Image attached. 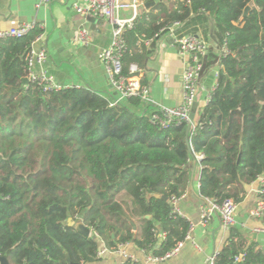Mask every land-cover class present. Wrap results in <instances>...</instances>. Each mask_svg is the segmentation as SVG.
I'll list each match as a JSON object with an SVG mask.
<instances>
[{
    "label": "trees",
    "instance_id": "1",
    "mask_svg": "<svg viewBox=\"0 0 264 264\" xmlns=\"http://www.w3.org/2000/svg\"><path fill=\"white\" fill-rule=\"evenodd\" d=\"M150 9L124 31V74L143 70L176 22V36L213 37L229 50L205 60L204 70L222 67L196 128L152 123L132 109H152L141 98L112 105L88 88L42 92L24 81L41 29L0 40V257L10 264H88L101 243L164 256L191 227L171 199L188 190L192 158L202 156L199 195L218 202H242L264 172V0H160ZM216 264H264V250L232 229Z\"/></svg>",
    "mask_w": 264,
    "mask_h": 264
},
{
    "label": "crops",
    "instance_id": "2",
    "mask_svg": "<svg viewBox=\"0 0 264 264\" xmlns=\"http://www.w3.org/2000/svg\"><path fill=\"white\" fill-rule=\"evenodd\" d=\"M160 1V0H159ZM158 1V2H159ZM74 0L65 3H42V0H0V29H8L22 23H36L41 29L42 39L34 43L39 49L47 48L49 58L45 69L49 75L65 87L88 88L97 91L110 101L117 99V93L112 86L103 63L104 51L112 40V25L109 21L92 14L81 15L72 9ZM131 3L132 0H124ZM140 6L134 11L126 8L121 16L133 18L150 11L145 0H140ZM87 28L92 40L83 45L78 41V33ZM175 28L164 34L158 41L155 54L149 59L146 67L140 71L141 79L150 88L151 98L158 105L177 106L182 102L183 86L182 73L184 59L173 41ZM210 55H220V46L215 38L210 37ZM207 58L210 60L212 57ZM220 64H212L204 70L200 90L197 98V110L194 122L197 121L201 109L207 104V96L214 85ZM123 100L122 102H125ZM136 113L142 114L147 110L145 106L133 107ZM197 164L194 168V162ZM201 155L191 160L193 180L199 183ZM261 188L259 180L254 181L247 188L242 202L238 203L236 224L231 228L224 227L221 217L214 215L208 223L201 219L203 198L195 187L190 186L181 196L178 207L187 218L191 227L183 240V246L172 257L153 262L147 259L152 252L138 249L134 244L125 246V250L134 256L140 264H207L208 257L221 252L228 246V239L232 229H236L245 245L255 243L257 248L264 250V235L256 234L253 230L264 225V219L256 218L252 211L256 206ZM82 225L79 224V227ZM92 232H90L91 235ZM104 244L101 243L100 247ZM127 260L120 253L110 250L98 261L88 264H121Z\"/></svg>",
    "mask_w": 264,
    "mask_h": 264
},
{
    "label": "built area",
    "instance_id": "3",
    "mask_svg": "<svg viewBox=\"0 0 264 264\" xmlns=\"http://www.w3.org/2000/svg\"><path fill=\"white\" fill-rule=\"evenodd\" d=\"M68 0H42V3H65ZM140 0H132L131 3H125L124 0H74L72 9L81 15L92 14L101 17L110 22L112 25V40L109 47L104 51L103 63L105 70L109 76L110 82L117 93V99L111 101V104H117L129 98H141L145 103L152 107L149 117L152 123L162 128H168L174 121H187L189 125L196 128V122L191 120V113L198 98L200 90V81L204 72L205 60L210 54V43L208 40L197 34H188L181 37L173 35V41L178 48L180 55L184 59V67L182 73L183 97L182 102L177 106H165L156 104L151 98L150 88L142 83L140 69L137 65H131L130 74H124L123 55L127 49V43L124 38V31L133 27V18L126 19L121 16V11L126 8H132L134 11L140 6ZM176 22L174 28L179 26ZM36 27H40L36 23H22L8 29H0V40L6 38L23 37L30 33ZM42 39V34L36 36L27 56L28 74L26 78L29 82L36 84L42 92H59L65 88L64 85L57 82L49 75L45 69V64L49 58L47 48L42 46L39 49L34 47V43ZM92 40L91 34L87 28H82L78 33V41L83 45L89 44ZM229 54L226 45L220 46V56ZM222 67V65H220ZM218 75V73H217ZM214 89L211 87L207 96V102L210 99V93ZM261 182V188L258 190V200L252 215L256 218L264 219V172L257 178ZM199 187V183H198ZM181 197H172L171 203L175 216H183L178 202ZM238 204L227 199L218 202L214 199L203 198L201 206V219L203 223H208L214 215L221 217L224 227L231 228L236 224V212ZM256 234L264 235V225L257 226L253 230ZM189 238V236H187ZM184 241L180 242L172 251L164 256L147 255V259L153 262L164 261L177 254ZM125 245H120L116 251L123 255L126 259H132L140 264L137 259L125 250ZM110 249L103 246L98 250V258L104 256ZM219 252L208 257L207 264H216ZM243 258L240 254L236 257V261Z\"/></svg>",
    "mask_w": 264,
    "mask_h": 264
},
{
    "label": "water",
    "instance_id": "4",
    "mask_svg": "<svg viewBox=\"0 0 264 264\" xmlns=\"http://www.w3.org/2000/svg\"><path fill=\"white\" fill-rule=\"evenodd\" d=\"M158 1H159V0H156V2H158ZM154 4H155V2H151V3H147V4H145V6H146L147 8H150V7L153 6ZM248 10H249V7H247L246 12H247ZM24 81H25V82H29L27 78H25ZM197 106H198V103L195 102L194 107H193V111H192L191 116H190L192 121H194V119H195V112H196V110H197ZM190 126H191V125H190ZM190 126H189V129H190ZM196 164H197V160H195V162H194V168H195ZM192 178H193V173H192ZM191 186H192V187H195V189H198V182H197V181H194V180L192 179ZM165 198H166V197H165ZM70 220H71V219H70ZM79 230H80L81 233H83V234L86 235V236H89V235H90V230H89L87 227L83 226V225H82L81 227H79ZM0 261H1V264H10L6 257H0Z\"/></svg>",
    "mask_w": 264,
    "mask_h": 264
},
{
    "label": "rangeland",
    "instance_id": "5",
    "mask_svg": "<svg viewBox=\"0 0 264 264\" xmlns=\"http://www.w3.org/2000/svg\"><path fill=\"white\" fill-rule=\"evenodd\" d=\"M78 225V227H79V224H77ZM0 263H1V261H0Z\"/></svg>",
    "mask_w": 264,
    "mask_h": 264
}]
</instances>
